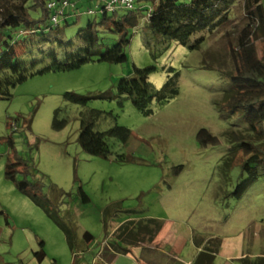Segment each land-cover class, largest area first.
<instances>
[{
  "label": "rangeland",
  "instance_id": "rangeland-1",
  "mask_svg": "<svg viewBox=\"0 0 264 264\" xmlns=\"http://www.w3.org/2000/svg\"><path fill=\"white\" fill-rule=\"evenodd\" d=\"M12 2L0 0V13ZM101 2L69 0L65 9L69 24L61 19L60 34L41 43L35 56L41 58L40 50L46 54L53 48L58 60L64 61L66 51L58 46V41L75 39L89 19L100 16ZM228 2L225 27L219 26L208 33L199 51H190L176 40L162 37L150 40L149 48L148 34L139 27L132 31L125 48L128 57L125 62L93 60L72 70L35 73L16 85L11 97H0V211L3 212L0 213V255L5 262L105 264L100 252L106 228L111 230L113 220L127 217L163 220V230L172 233L176 243L196 231L202 246L213 249L214 264H246L264 259V173L238 199L216 198L214 193L219 182L218 162L231 146L220 133L240 119L237 115L223 117L214 104L221 91L229 86V79L215 69L199 67L198 63L204 51L206 62L212 67L230 71L235 67L237 59L231 46L237 44L247 22V12L245 0ZM88 10L98 11L89 14ZM99 38L101 52L118 40L111 32H100ZM254 41L259 57L264 58V34L257 33ZM236 52L240 59L241 50L236 47ZM48 62L46 55L33 70ZM149 65L155 66L148 76L154 88L164 84L169 67L180 72V85L179 93L169 101L159 104L153 100L152 113L147 115L121 96L116 85L120 78L133 73L134 66ZM239 81L241 87L252 86L249 81ZM65 92L96 96L86 105H80L67 101ZM101 93L110 97L99 98ZM87 108L111 111L117 124L146 139L151 152L137 155L145 161L116 160L123 150L114 137L107 138L111 151L108 157L85 151L79 133L80 112ZM57 109H61L58 119L66 120L60 128L53 126ZM29 118V128H23ZM107 126L103 124L100 128ZM201 128L213 135L214 144L198 141L196 135ZM233 139L237 141L234 134ZM248 151L249 147L243 144L239 155L244 156ZM14 154L32 157L44 178L43 193L53 205L63 201L56 219L6 178V158H13ZM238 177L239 167L234 166L230 190ZM79 187L90 198L88 202H82ZM85 231L92 233L91 241L85 240ZM39 240L44 241L46 253L42 261L33 254L39 248ZM133 260L131 255L116 254L110 264H133Z\"/></svg>",
  "mask_w": 264,
  "mask_h": 264
},
{
  "label": "trees",
  "instance_id": "trees-1",
  "mask_svg": "<svg viewBox=\"0 0 264 264\" xmlns=\"http://www.w3.org/2000/svg\"><path fill=\"white\" fill-rule=\"evenodd\" d=\"M12 1L11 4L5 5L6 9L0 13L1 98L11 97L12 89L35 73L72 70L93 60L125 62L128 58L125 48L130 42L132 31L136 32L139 27H143L148 34L149 40H146V45L149 48L150 40L162 37L174 39L187 46L190 51H199L208 33H212L219 26L225 27L229 10V0H190L189 3H179L178 0H134L133 8L113 9L107 8L108 0H102L98 5L100 10L98 18L95 16L89 19L86 26L79 29L75 39L58 41V46L66 51V59L59 61L53 48L46 54L44 50H40L42 59L35 54L41 43L49 40L51 36L60 34L61 19L69 24L70 17L65 11L69 0L62 13L58 14L56 22L52 20V16L57 11L47 6L50 0ZM245 10L247 22L238 35L236 46H231L234 58L237 59L234 69L230 71L212 67L206 62L204 51L198 63L199 67L215 69L229 79V86L221 91L214 104L223 117L237 115L240 119L239 122L229 124L220 133L224 141L231 146L217 165L219 182L214 192L216 198L228 196L240 198L264 173V58L259 57L254 41L257 33L264 34V0H245ZM89 11H87L89 14L96 13L93 10ZM100 32L115 33L118 37L117 42L104 52L99 49ZM236 47L242 52L240 59ZM46 55L50 62L40 69L33 70ZM154 70L155 66L152 65L134 66L133 73L120 78L116 85L121 96L130 99L136 108L147 115L152 113L153 100L161 104L179 93V71L169 67L166 81L156 89L148 80L149 73ZM239 80L249 81L252 86L241 87ZM63 96L69 102L86 105L96 95L65 92ZM98 97L107 98L110 95L101 93ZM60 111L61 109L55 111L53 121L55 128L62 127L66 122L58 119ZM30 121L31 118L22 127L29 128ZM103 124L108 126L101 129ZM233 134L237 141H234ZM109 137H114L121 143L123 152L116 155V160L121 163L144 162L145 159L137 155L146 156L151 152L149 142L132 129L117 124L116 116L111 111L87 108L80 112L79 142L85 151L108 157L111 153L107 141ZM196 137L203 144H214L213 135L205 128L199 129ZM37 142L38 139L35 146ZM243 144L249 147V151L240 156ZM234 166L239 167V180L230 190L228 187L232 182ZM5 176L15 184L19 192L28 196L37 206L56 219L63 201L53 205L43 193L44 178L39 174L32 157H21L18 154H14L13 158L8 156L5 162ZM79 194L82 202L90 200L81 187ZM5 218L8 223V217ZM83 236L86 241L93 239L89 231H85ZM38 243L39 248L33 254L38 261H42L46 255L44 241L39 240ZM0 264L16 263L5 262L0 255Z\"/></svg>",
  "mask_w": 264,
  "mask_h": 264
},
{
  "label": "crops",
  "instance_id": "crops-1",
  "mask_svg": "<svg viewBox=\"0 0 264 264\" xmlns=\"http://www.w3.org/2000/svg\"><path fill=\"white\" fill-rule=\"evenodd\" d=\"M113 223L111 230L106 228L104 247L100 252L105 264H110L116 254L131 255L133 264H214L213 249L202 246L201 237L194 230L187 239L183 236L176 243L172 233L163 230V220L155 217H127L113 220ZM185 240L187 242L182 243ZM188 242L192 246L187 247ZM246 264H264V259Z\"/></svg>",
  "mask_w": 264,
  "mask_h": 264
},
{
  "label": "built area",
  "instance_id": "built-area-1",
  "mask_svg": "<svg viewBox=\"0 0 264 264\" xmlns=\"http://www.w3.org/2000/svg\"><path fill=\"white\" fill-rule=\"evenodd\" d=\"M68 5L67 0H50L47 4L48 8L56 10L57 13L52 16V20L56 22L58 14L62 13L63 9ZM108 9H113L115 7H126L133 8L134 0H108L106 4ZM89 12H92L91 10Z\"/></svg>",
  "mask_w": 264,
  "mask_h": 264
}]
</instances>
